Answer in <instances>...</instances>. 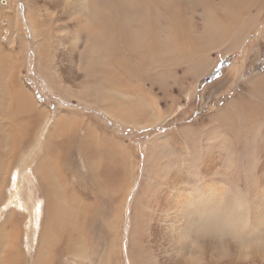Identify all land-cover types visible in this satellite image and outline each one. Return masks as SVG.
Instances as JSON below:
<instances>
[{
  "label": "bare ground",
  "instance_id": "bare-ground-1",
  "mask_svg": "<svg viewBox=\"0 0 264 264\" xmlns=\"http://www.w3.org/2000/svg\"><path fill=\"white\" fill-rule=\"evenodd\" d=\"M3 1L0 127L9 138L4 150L22 160L26 146L43 149L42 134H33L47 112L39 110L20 76L24 30L34 43L38 75L84 110L59 113L57 136L44 142L47 154L35 152L34 159L55 160L53 172L40 164L26 169L32 203L24 201L34 229L47 212L46 223L55 229L50 234L57 251L48 256L65 253L69 264H264V66L205 122L181 124L149 140L141 170L139 150L111 143L110 133L98 132L90 119L102 123L101 112L126 129L123 136L127 128L160 130L183 82L201 78L216 63L209 54H235L255 31L264 37V0ZM257 39L244 46L241 66H231L235 77ZM0 169V193L13 176L9 204L27 212L18 169L9 175L8 168ZM51 179L57 182L46 183ZM127 202L131 212L124 211ZM4 213L5 224L14 222V214L24 215L12 208ZM123 216L131 228L124 254ZM8 236L15 248L9 244L1 264H24L18 223ZM93 244L106 245L105 253L98 257Z\"/></svg>",
  "mask_w": 264,
  "mask_h": 264
},
{
  "label": "rangeland",
  "instance_id": "rangeland-1",
  "mask_svg": "<svg viewBox=\"0 0 264 264\" xmlns=\"http://www.w3.org/2000/svg\"><path fill=\"white\" fill-rule=\"evenodd\" d=\"M0 6L3 8L4 6L3 0H0ZM259 21H260L259 28L263 29L264 28V12L262 13ZM256 33L257 32L255 31L252 34H250L249 37L246 39V41L243 43V46H242L243 48L235 52V54H231L229 56L225 55L223 52L221 53L217 52L216 55L209 54V58L211 60H215L216 63H214L210 68H208L209 70L207 69V71L205 72L203 76H201V78H198L197 80H192L190 79V77H188L187 80L184 81L185 84L183 82L184 89L180 95L181 97L178 99L176 97L179 92H177L176 95L174 94L173 103H172V114L168 116L166 122L162 123L163 127H161L160 130H157V129L136 130L134 128H127L128 134L123 136V134L126 132L124 130L126 129H124L123 126L119 125V123L112 124V122L106 121V118L103 116L101 112L99 113H100V116H102L101 118H103V119L100 118L102 123H99L98 120L94 117L90 118L94 122V123L93 122L91 123L97 127L98 132L107 133V134L110 133V137L109 136L108 137L110 139V142L113 141L111 143H114L117 145L125 144V145H129V147H131L133 150L138 149L139 152L136 153L135 156H136V160H138L137 165L139 169L141 170L140 167H142V159L144 160V156L146 158V153H147L146 151H148L149 140L157 136H162L164 133L170 134L173 130H175V128H177L181 124L189 126V125H192L198 122L200 123L201 121L205 122L206 119H209L211 114H213L215 107H222L225 101L230 100L236 94L237 89L241 88V86L244 83V80L249 79L250 76L252 75L262 73L263 66H264V41H263L264 37L259 38L258 34ZM26 35H28V32L24 30L21 48L20 50H18L20 51L19 54L22 55L20 56V61L22 60L21 64L23 66L22 73L20 76H21V81L23 82L24 89L32 95L33 100L39 106V110H45L47 112L45 115L46 117L41 116L40 119L38 120L39 122L38 126L34 128V134H33L35 136L36 135L39 136L40 134H42L43 149H38V150L42 151L41 154H47L46 149H45L46 143L44 142L49 137H51L49 135L57 136L58 132L54 128V126L58 123L60 119L59 115L62 113L65 114V112L71 113L72 111L82 114L84 110H81L82 108L80 107L82 106L76 103L75 100L64 99L61 97V95L52 91L48 83L38 75L36 64L32 60L33 52H34L33 50L34 43L33 42L31 43V39L29 35L28 37ZM257 37L259 39H257ZM1 39H3L2 43H5L4 42L5 39L4 38H1ZM254 39H257V42L253 44V47L249 50V54L247 56L248 58L246 59V63L243 69L240 71V74H239L240 76L235 77L232 70H230L231 66L233 65L237 66L238 64L239 66H241L240 62L242 60L241 58L242 50L244 49V46L248 45L249 42H251V40H254ZM19 44L20 42L18 41L17 47L19 46ZM178 70L179 72H182L181 69H178ZM230 73L233 75H231ZM179 100L181 101L180 104L178 103ZM67 101L70 104L68 107L64 104V103H67ZM97 113H93V114L98 116ZM0 129H1L0 150L2 148L1 153H0L1 154L0 158L2 159V162H3L2 163L0 159V166L2 168L4 167L5 169L8 168V175L10 173L13 174L14 171L18 169L20 173V177H19L21 181L20 184H22V186L20 185L21 187L18 188V192L22 194V200L24 201V199H27L26 202L29 203L30 205L32 202L31 200L28 199V194H29L28 187H30V184L28 183V180L25 177L26 169L28 170L30 168L32 169V171H34L36 165L40 164L41 166H43L44 171L49 170L47 172L52 173L55 168L54 166L55 160H52V158H47V159L43 158L42 161H40L39 157L34 159L35 152L38 150L34 149L35 147L32 145L26 146V148L23 149L21 157H20V159L22 160L17 159L18 157L14 159L13 151L4 150V148L7 149V146H8L7 144H9L8 142L9 138L7 136L8 134H6L7 131L5 129L3 130L2 127H0ZM3 132H5L6 136H4ZM111 133H114L113 137ZM58 139L59 137L56 140ZM51 144L53 145V142ZM3 151H8L7 153L10 155L4 156ZM5 165H7L8 167ZM2 173L3 172H0V179L2 177ZM63 173L65 175L66 183L68 184V181L70 178V173L68 169H64ZM141 176H142V173L141 171H139V177L141 178ZM34 177L35 176L32 173L28 174V178L33 179ZM13 179H14L13 176H11V182L8 183L7 187L5 186L4 193L2 192L0 193V212H3V215H0V233H1L0 234V264L2 263L1 257L3 258V256L9 254L10 245L13 246L12 247L13 249L15 248L14 247L15 243L13 241H10L8 234H9V231H12L15 224L17 223L19 224V234H20V240H21L20 255L23 259L24 264H32V262L35 260H37L36 264H47V263L51 264L53 259L56 260V264H69L70 258L65 253H64L65 255L60 254L57 258H54L55 257L54 252L55 250L57 251V246L55 242L56 240L54 239V235L53 233L50 234V232L51 231L55 232V229H50V227L46 223L48 221V216H49L48 212L42 214V221L41 223L39 222L40 227H35L34 229L35 223L31 219V212L29 210L30 208L27 207L28 204H26L25 201H24L25 202L24 205H26L28 209L27 212L29 213V218H28L27 212L23 211L18 205L10 206L9 202L13 201L14 199V198H10V195L12 192L13 193L15 192L14 190L15 181H13ZM51 180L52 182L46 181V183L54 184L57 182L55 179H51ZM66 183L65 185H67ZM38 185H39V182H38ZM135 191L133 195L135 194ZM35 197H37L38 200L40 199L39 196H35ZM90 201H93L91 197H90ZM11 208L13 210L14 209L17 210L20 213H24V215H20L19 213L14 214V217H15L14 222H9L5 224V220H8L9 214L7 215L4 212ZM108 211H110V207H108ZM124 211L131 212V205H129L128 202L125 205ZM109 217H110V214H108L105 219H108ZM127 222H128V219L123 216V219L121 221V226H122L121 228L123 232L122 231L120 232V245L122 247L123 254H124V246L128 245L127 235H128L129 230L131 229L128 227ZM46 231H48L47 234H44V232ZM44 235L45 237L41 241V238ZM25 238H26V241H25ZM30 241H33L34 243H31ZM90 241L92 243L91 238H90ZM93 245H94L93 248L100 249V254L98 255V257L101 255V253L103 252L105 253L106 245L102 246V249L101 247H99V245H96V244H93ZM48 254H52V256L54 257L52 258V256H48ZM125 263L127 264L126 259H125Z\"/></svg>",
  "mask_w": 264,
  "mask_h": 264
}]
</instances>
